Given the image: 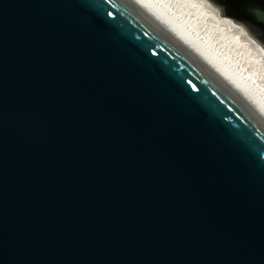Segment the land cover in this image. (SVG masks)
Segmentation results:
<instances>
[{
	"label": "water",
	"instance_id": "water-1",
	"mask_svg": "<svg viewBox=\"0 0 264 264\" xmlns=\"http://www.w3.org/2000/svg\"><path fill=\"white\" fill-rule=\"evenodd\" d=\"M0 264H264V115L138 0H0Z\"/></svg>",
	"mask_w": 264,
	"mask_h": 264
},
{
	"label": "bare ground",
	"instance_id": "bare-ground-1",
	"mask_svg": "<svg viewBox=\"0 0 264 264\" xmlns=\"http://www.w3.org/2000/svg\"><path fill=\"white\" fill-rule=\"evenodd\" d=\"M264 115V51L207 0H138Z\"/></svg>",
	"mask_w": 264,
	"mask_h": 264
},
{
	"label": "snow or ice",
	"instance_id": "snow-or-ice-1",
	"mask_svg": "<svg viewBox=\"0 0 264 264\" xmlns=\"http://www.w3.org/2000/svg\"><path fill=\"white\" fill-rule=\"evenodd\" d=\"M208 2H210L217 11H221L224 7L221 0H208Z\"/></svg>",
	"mask_w": 264,
	"mask_h": 264
}]
</instances>
